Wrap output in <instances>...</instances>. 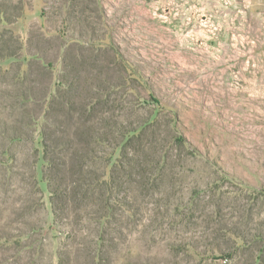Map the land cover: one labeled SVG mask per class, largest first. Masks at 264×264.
<instances>
[{"label": "rangeland", "instance_id": "374dc122", "mask_svg": "<svg viewBox=\"0 0 264 264\" xmlns=\"http://www.w3.org/2000/svg\"><path fill=\"white\" fill-rule=\"evenodd\" d=\"M0 264H264V0H0Z\"/></svg>", "mask_w": 264, "mask_h": 264}, {"label": "trees", "instance_id": "16d2710c", "mask_svg": "<svg viewBox=\"0 0 264 264\" xmlns=\"http://www.w3.org/2000/svg\"><path fill=\"white\" fill-rule=\"evenodd\" d=\"M6 57H7V58H13L14 55H12V54H7ZM43 136H44V135H43ZM124 141H125V138H124ZM45 147H47L46 144H45ZM44 153H45V157L47 158L48 163H50V159L48 158V156H46V149H45ZM48 183H49V182H48Z\"/></svg>", "mask_w": 264, "mask_h": 264}]
</instances>
